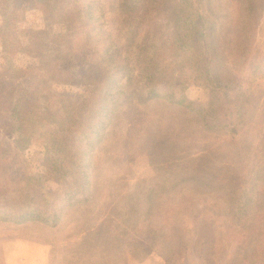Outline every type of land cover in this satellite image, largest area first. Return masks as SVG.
Listing matches in <instances>:
<instances>
[{"label": "rangeland", "instance_id": "rangeland-1", "mask_svg": "<svg viewBox=\"0 0 264 264\" xmlns=\"http://www.w3.org/2000/svg\"><path fill=\"white\" fill-rule=\"evenodd\" d=\"M43 1L0 0V72L7 66L2 45L9 36L29 43L30 30L44 32L48 51L65 31L59 13L45 12ZM52 1L49 6L59 9L71 2ZM97 1L91 2L94 19L116 36L127 27L118 6L110 9L106 1ZM221 3L235 20L243 19L239 0ZM77 22L75 48L90 54L98 41L89 31L92 19L81 12ZM255 32L256 53L264 60V11ZM58 39L65 49L64 36ZM190 52L198 55L201 49L193 46ZM14 59L20 66L33 61L31 54ZM161 60L174 63L172 51ZM248 78L242 86L244 124L236 137L211 127L210 120L205 126L194 112L167 100L144 101L142 93L120 96V107L92 156L89 187L64 210L56 227L0 221V264H264L254 252L250 255L251 241L262 229L257 220L264 219V67ZM166 84L178 99L207 104V93L192 76L176 71ZM58 91L85 101L91 97L88 85H61ZM0 139L13 147L4 131ZM41 147L35 139L16 160L30 163L35 172L43 160ZM261 175L260 193L239 222L224 187L241 188Z\"/></svg>", "mask_w": 264, "mask_h": 264}, {"label": "trees", "instance_id": "trees-1", "mask_svg": "<svg viewBox=\"0 0 264 264\" xmlns=\"http://www.w3.org/2000/svg\"><path fill=\"white\" fill-rule=\"evenodd\" d=\"M70 1L62 9L49 6L52 0L41 5L49 14L59 13L65 30L56 35L57 44L50 50L42 44L41 31L30 30L29 43L13 34L2 45L7 66L0 72V134L4 131L14 141L10 147L0 139L3 222L58 226L64 210L89 187L92 156L120 107V96L142 93L144 101L167 100L194 112L205 126L210 120L211 127L236 137L244 124L242 86L264 67L254 46L264 0H239L242 20H235L221 0H103L110 9L118 6L121 22L127 25L116 36L103 21L94 19L93 0ZM81 12L92 19L89 31L98 38L90 54L75 48ZM59 36H64L65 49ZM193 46L202 53L193 55ZM168 50L175 62L164 65L161 58ZM16 54H31L33 61L20 66L14 61ZM176 71L194 78V84L207 93V104L175 96L166 81ZM74 84L90 86L91 97L85 101L58 91L61 85ZM35 139L42 142L43 160L34 172L30 163L16 159ZM262 177L241 188L224 187L235 202L239 222L252 209ZM257 221L262 229L251 241L250 255L254 252L263 262L264 219Z\"/></svg>", "mask_w": 264, "mask_h": 264}]
</instances>
